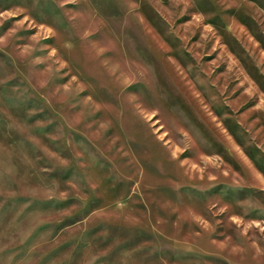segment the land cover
<instances>
[{
	"label": "rangeland",
	"instance_id": "rangeland-1",
	"mask_svg": "<svg viewBox=\"0 0 264 264\" xmlns=\"http://www.w3.org/2000/svg\"><path fill=\"white\" fill-rule=\"evenodd\" d=\"M0 264H264V0H0Z\"/></svg>",
	"mask_w": 264,
	"mask_h": 264
}]
</instances>
